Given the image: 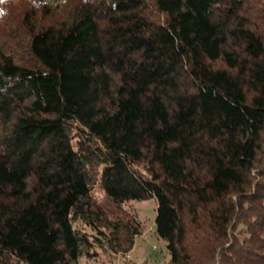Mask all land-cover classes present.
<instances>
[{
    "label": "trees",
    "instance_id": "1",
    "mask_svg": "<svg viewBox=\"0 0 264 264\" xmlns=\"http://www.w3.org/2000/svg\"><path fill=\"white\" fill-rule=\"evenodd\" d=\"M0 10V264L127 253L151 197L171 264H264V0Z\"/></svg>",
    "mask_w": 264,
    "mask_h": 264
},
{
    "label": "rangeland",
    "instance_id": "2",
    "mask_svg": "<svg viewBox=\"0 0 264 264\" xmlns=\"http://www.w3.org/2000/svg\"><path fill=\"white\" fill-rule=\"evenodd\" d=\"M49 1L55 4L66 3V0ZM157 208L158 203L154 197L127 202L125 209L136 217L142 229L134 248L127 253H114L99 248L97 255L83 258L81 264H171L167 242L156 233Z\"/></svg>",
    "mask_w": 264,
    "mask_h": 264
},
{
    "label": "clouds",
    "instance_id": "3",
    "mask_svg": "<svg viewBox=\"0 0 264 264\" xmlns=\"http://www.w3.org/2000/svg\"><path fill=\"white\" fill-rule=\"evenodd\" d=\"M0 3H4V0H0ZM2 10H0V15H2Z\"/></svg>",
    "mask_w": 264,
    "mask_h": 264
}]
</instances>
